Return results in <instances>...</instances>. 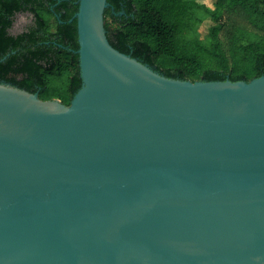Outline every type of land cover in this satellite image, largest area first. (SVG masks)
<instances>
[{
	"label": "water",
	"instance_id": "obj_1",
	"mask_svg": "<svg viewBox=\"0 0 264 264\" xmlns=\"http://www.w3.org/2000/svg\"><path fill=\"white\" fill-rule=\"evenodd\" d=\"M78 5L70 106L0 82V264H264V76L168 78Z\"/></svg>",
	"mask_w": 264,
	"mask_h": 264
},
{
	"label": "trees",
	"instance_id": "obj_2",
	"mask_svg": "<svg viewBox=\"0 0 264 264\" xmlns=\"http://www.w3.org/2000/svg\"><path fill=\"white\" fill-rule=\"evenodd\" d=\"M78 1L0 0V82L70 106L82 86L77 21L71 22ZM108 2L111 45L168 78L250 82L264 76V0ZM24 13L34 21L10 34L15 15Z\"/></svg>",
	"mask_w": 264,
	"mask_h": 264
},
{
	"label": "rangeland",
	"instance_id": "obj_3",
	"mask_svg": "<svg viewBox=\"0 0 264 264\" xmlns=\"http://www.w3.org/2000/svg\"><path fill=\"white\" fill-rule=\"evenodd\" d=\"M205 3L210 4V0H200ZM30 23V16L29 15H19L17 18V22L15 25V32H20L26 29V26Z\"/></svg>",
	"mask_w": 264,
	"mask_h": 264
},
{
	"label": "flooded vegetation",
	"instance_id": "obj_4",
	"mask_svg": "<svg viewBox=\"0 0 264 264\" xmlns=\"http://www.w3.org/2000/svg\"><path fill=\"white\" fill-rule=\"evenodd\" d=\"M19 15H29V16H30V23L26 26V29H27V28L32 24V22L34 21V17H33L32 15H30L29 13H24V14H17V15H15V17H14V22H13V26H12V28L9 30V33L12 34V35H18V34L24 32V31L26 30V29H25V30L20 31V32H15V31H14V29H15V25H16V22H17V18H18Z\"/></svg>",
	"mask_w": 264,
	"mask_h": 264
}]
</instances>
